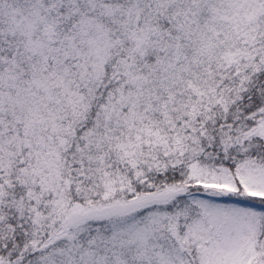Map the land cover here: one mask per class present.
I'll use <instances>...</instances> for the list:
<instances>
[{"label": "snow or ice", "instance_id": "snow-or-ice-1", "mask_svg": "<svg viewBox=\"0 0 264 264\" xmlns=\"http://www.w3.org/2000/svg\"><path fill=\"white\" fill-rule=\"evenodd\" d=\"M0 264H264V0H0Z\"/></svg>", "mask_w": 264, "mask_h": 264}]
</instances>
